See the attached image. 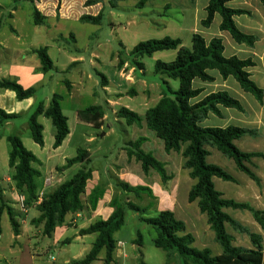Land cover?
I'll return each mask as SVG.
<instances>
[{"label": "rangeland", "instance_id": "374dc122", "mask_svg": "<svg viewBox=\"0 0 264 264\" xmlns=\"http://www.w3.org/2000/svg\"><path fill=\"white\" fill-rule=\"evenodd\" d=\"M184 1L126 0L117 2V7L113 9L109 5V0H35L34 3L0 0V27L2 28L0 30V80H17L22 86L34 87L37 91L31 103L28 100L18 102L16 99L14 101L0 99V105L5 103L7 108L13 107L12 113L18 115V118L6 122L4 127L0 128L1 183L5 184L4 180L13 177L15 173L9 166L11 145L7 138L12 135L18 136L26 149L39 159L38 163L33 164V167L41 173L37 178L39 191L44 189V181L52 177V184L46 189V195L57 190L85 168L91 169L95 174V179L89 186L91 188L101 178H108V171L111 168L116 169L117 165L124 164L127 158L125 145L130 140L134 141L142 137L139 132L141 127L129 126L125 119L117 118L116 113L109 108L106 104L108 96L102 86L100 74L108 78L111 91L120 89L124 92L121 99L117 100L116 111L125 107L142 117L159 101L156 86L159 85L161 90L168 92V86L164 83L167 81L172 91H178L179 81L157 75L155 72L158 60L171 62L176 58L177 51L160 52L152 57L146 56L139 59L138 61L144 65V72L134 65L136 58L131 55V52L142 41L161 39L166 36L180 37L184 45L190 47L189 33L184 28L187 24L182 11ZM200 2L203 3L204 0ZM35 6L45 18L42 26L34 24L33 8ZM99 14L104 16L101 25L79 21L82 16H98ZM167 25L169 26L166 28ZM212 30L217 31L216 23ZM71 34L75 40L70 38ZM40 47H48L55 69L47 74L38 70L37 72L40 73L30 77L27 69L40 66L38 56L33 53L34 49ZM121 60L128 63L125 70L126 78L131 75L135 83L122 78L119 68ZM133 67L136 69L134 74L131 73ZM213 73L218 74L217 71ZM65 80L71 82L73 86L71 92L68 91ZM235 82L237 83L236 80ZM143 83L148 84L150 90L144 88ZM133 91L137 92V95H131ZM54 94L63 97L61 105L71 131V136L58 149H54L55 129L51 120L45 117L39 118V122L44 126L43 147L33 141L29 127L30 117L36 106L41 102L49 106ZM246 94L253 98L251 94ZM93 105H102L106 110L107 120L103 128H97L80 118L79 112ZM255 141L254 138L244 137L237 143L241 150L251 151L254 149ZM245 143H249V149L244 148ZM153 148L156 150L158 148L155 142ZM79 150L90 153V163L76 164L61 171L68 160L78 156ZM215 152L209 159L210 163L223 167L237 179H248L237 169L233 160L223 156L217 150ZM169 159L171 169L180 168L179 155L174 154ZM215 183L216 188L227 198L243 201L237 197V192L243 188V185L239 187L221 179H215ZM7 184L10 185L9 182ZM151 185L157 189L154 182ZM8 186L6 192L10 198L9 202L15 206L18 215L24 220L25 228L26 230L28 228L32 239L29 241L27 235H24L21 240V244L24 245L15 247L13 252L15 237L9 217L5 214L2 218L0 264L5 262L3 259L19 262L21 252L26 247L39 253L36 256L37 264H65L66 260L72 261L73 255L82 253L85 257L89 253L81 252V250L84 247L89 248L90 243H93L92 239H87L84 243L73 241L70 244L55 245L53 239L45 237L42 228L33 224V219L39 216L37 208H30L27 214L21 213L17 206V196L10 195V192L12 194L14 192L12 187ZM187 197L186 195V201L180 199V205L186 204ZM121 200L126 201L123 196ZM133 201L143 208L151 205L145 217L154 218L159 214L156 211L158 207L156 199L143 195L142 200L133 196ZM195 206L200 212L198 206ZM191 207L195 208L194 205ZM178 212L175 213L176 217L184 221L188 230H191L189 220L182 218ZM229 213L239 222L245 221L244 217L249 214V212L233 209L229 210ZM204 217L207 218L205 215ZM246 225L252 231V226ZM209 232V234L204 233L202 238L197 236L194 247L201 249L202 244L206 243L213 252L217 249L221 250L213 231L210 229ZM156 237L153 226L142 222L137 213L126 210L125 225L115 235L118 244L123 243V246H118L117 249L120 250L115 253L117 259L112 264H167L169 253L155 246ZM234 239H236L235 236ZM104 258L105 251H102L95 264H104ZM174 259L181 261L179 257L173 258V261Z\"/></svg>", "mask_w": 264, "mask_h": 264}, {"label": "trees", "instance_id": "16d2710c", "mask_svg": "<svg viewBox=\"0 0 264 264\" xmlns=\"http://www.w3.org/2000/svg\"><path fill=\"white\" fill-rule=\"evenodd\" d=\"M13 1L35 2V0ZM119 1L126 0H109L110 7L115 9L117 7L116 3ZM227 2L228 0H210L207 7L208 16L202 22L203 26L210 27L215 15L219 14L222 17L220 26L222 31L229 32L237 43L253 47L257 38L241 32L234 21L235 16L249 14V12L231 9L227 6ZM261 2L264 4V0H261ZM33 17L35 26L44 24L45 18L36 6L33 8ZM103 18V14L98 16L85 15L79 21L101 25ZM70 38L75 40L73 34L70 35ZM224 49L221 39H213L207 42L201 35L194 34L191 47L183 46V41L180 38L166 36L161 39L142 41L131 52V55L136 58L134 65L138 67V70L144 72V65L138 61L139 59L146 56L152 57L159 52L177 51L176 58L171 62L158 60L155 72L157 75L179 81V90L172 91L169 83L164 81L165 85L168 86V92L163 91L158 103L147 110L146 125L150 131L156 134L158 139L164 142V149L167 154L175 152L181 154L184 158V169L189 170L190 177L196 180V184L189 194V202H199L200 211L207 215L211 229L215 233L216 241L222 247V255L213 256L209 249L198 250L193 247L195 238L187 232L186 224L178 220L172 211H161L156 217L148 218L145 217V214L151 208V205L143 208L126 200L124 196L126 201L123 202L121 200L122 195H116L111 202V207L114 209L112 215L106 221L98 220L88 228L80 231L81 236L96 234L97 239L91 251L82 260L75 261L76 264L96 262L102 251H105L104 264H112L115 261L118 242L115 240L114 235L125 225L126 210L137 213L142 222L153 226L157 234L154 242L155 246L169 253V261L172 260V256L176 255L181 259L182 264H262L264 257L262 236L251 233L248 228L225 213L224 209L233 208L251 212L263 231L264 211L256 210L249 204L237 203L223 198V194L215 189L213 178L217 177L229 182H235L236 180L221 167L207 162V158L210 156L207 149L209 146L233 160L240 171L260 185V179L249 165H253V158H264V155L243 152L235 145V141L244 137H261V131L236 126L226 128L201 126V123L210 114L221 116L220 106L235 109L241 113L245 112L241 102L230 96L228 92L212 93L196 104L191 103L193 99L199 97L202 93V90L194 88V81L199 79L203 82H213L214 77L210 75V71H218L225 80L233 77L244 92L251 94L260 105H264V90L257 86L248 72V69L254 67L255 63L251 59L226 58ZM33 53L40 60V72L47 74L55 69L48 47L36 48ZM123 65L124 62L121 60L119 67ZM100 75L102 85L106 86L107 77L103 74ZM64 83L68 91L71 92L73 88L71 82L65 80ZM0 89L14 92L18 102L29 100L37 94L34 87L26 88L17 80L12 79L0 80ZM131 95L135 96L137 93L133 91ZM62 101L63 97L61 95L54 94L48 108L41 102L34 109L30 117L29 127L33 141L39 146H44V126L39 122V118L42 116L51 120L55 129L54 149L60 148L70 135L68 118L63 113ZM79 115L84 122L100 128L106 110L102 105H93L80 111ZM117 117L125 119L129 126H142L141 116L128 108H121L117 112ZM16 118H18L17 114H8L0 108V128L4 127L6 122ZM7 140L11 145L9 166L15 171L13 175L15 187L19 194L26 197V204L32 207L38 198L37 178L41 175L33 167V164L38 163L39 159L26 149L18 136H9ZM146 141L147 139L144 137L128 141L124 148L127 157L129 161L135 159L136 162L140 163L146 175L151 170L157 172L164 187H167L174 176L168 174L164 162L157 159L153 153L144 150L143 146ZM78 153L77 157L67 161L61 171H65L76 164L90 163L89 152L79 150ZM92 177V170L85 168L79 171L71 180L62 184L57 190L48 193L44 197L41 205L37 207L39 216L33 219V224L42 228L45 237L53 239L56 229L65 224L66 217L69 214L84 210L83 196L86 193L88 181ZM116 187L122 194L133 195L138 200H142L143 195L155 199L153 190L150 187L131 186L121 180L116 181ZM104 193L105 190L102 187H98L92 192L90 203L94 209ZM5 213L9 217L14 234L19 236L21 224L17 219L18 211L5 202L0 206V234L2 233L1 221ZM226 224H229L237 232L248 235L254 248L248 250L235 247L232 243L233 237L226 230Z\"/></svg>", "mask_w": 264, "mask_h": 264}, {"label": "crops", "instance_id": "0c3cea01", "mask_svg": "<svg viewBox=\"0 0 264 264\" xmlns=\"http://www.w3.org/2000/svg\"><path fill=\"white\" fill-rule=\"evenodd\" d=\"M209 1L210 0H204L203 3H201L200 0H185L184 1V6H183L182 11L184 12L185 21L187 23L184 28L189 33L188 38H190L189 40L191 41V45H192V37L194 34L201 35L207 42H210L213 39H221L224 44V48H225L224 56L226 58L237 57L241 60L251 59L255 63V66L249 68L248 72L251 74V79L257 84V86L261 88L262 90H264V4L261 2V0H228L227 2V6L231 9L244 10V11L249 12V14H243V15H238L234 17V21L238 29L241 32L247 35L255 36L257 38L255 45L253 47H249L245 44L237 43L233 39L232 36H229L231 35L229 32L221 30L220 26L222 23V17L219 14L215 15L213 23L210 27L207 28L203 26L202 22L206 20L208 16L207 7L209 5ZM215 23L217 25V31L212 30V27L215 25ZM168 26L169 25H167L166 28ZM177 38H180V37H177ZM183 46H185L184 41H183ZM127 67H128V63L126 62L124 63L122 67H119L120 74L122 78L128 79L130 83H135L136 81L131 77V75L126 78L125 70ZM40 68H41V64L35 69H27L28 70L27 74H29L30 77L36 76L37 73H40V72H37ZM135 72H136V69L133 67L131 69V73L134 74ZM210 75L214 77L213 82H203L199 79H196L194 81L193 83L194 88L202 90V93L199 97L193 99L191 103L196 104L202 101L205 97H207L208 95L212 93L224 91V92H228L230 96L240 101L245 112L241 113L235 109H229V108H224L220 106L219 108L221 110V116L210 114L208 118L205 119L201 123V126L202 127H218V128L236 126V127L245 128V129L260 130L262 135L261 137L254 138L256 141L253 144L254 149H251V151H243L238 147L237 142L241 141L243 138L240 140H236L235 145L243 152L261 153L264 155V105L263 106L260 105L254 97L252 98L251 96L246 94V92H244L241 89L240 85L235 82L233 77H230L227 80H225L222 78L219 72L218 74H214L213 71H210ZM143 85H144V88H146L147 90H150L149 89L150 87L148 86V84L143 83ZM156 87L159 92L158 100H160L163 90L160 89L159 85ZM103 88L108 96L106 104L117 115V112H118L116 111V107L118 105L117 100L121 99V97L124 95V92L120 89L111 91L110 82L108 78H107V85L103 86ZM0 99L3 101L6 99H8L9 101H14L16 99V94L9 90L0 89ZM32 100H33L32 98L29 99L28 100L29 103H31ZM45 107L48 108L49 106L45 105ZM0 108L5 110L8 114H12V112L14 111L13 107L7 108L5 103H2L0 105ZM141 118L143 122H142V126L139 132H141L142 137L147 139L146 143L143 146L144 150L147 152L153 153L159 158L160 161L166 164V169H167L168 174L174 176L173 180L168 184L167 187H164L162 180L157 172H155L154 170H151L149 174L146 175L142 170L141 164L136 162L135 159L129 161L128 157L126 158L124 164L117 165L116 169L111 168L110 171H108V175H109L108 178L106 179L101 178L99 182L94 183L92 187L89 188L90 183L93 182L95 179V174L93 173V177L90 181H88V184L86 187V193L83 196L84 210L78 213L69 214L66 217L65 224L56 229L54 233V237H53V241L55 245H59L60 243L70 244L73 241L84 243V241H86L87 239H92L93 243H90V247L82 248L81 252L91 251L92 245L97 239V235L93 234V235L81 236L80 231L88 228L90 225H92L94 222L98 220L106 221L112 215L114 211V209L111 207V202L116 195H122L126 198V200L135 203L133 201V195H124L116 187L117 180H121L123 182L129 183L131 186L150 187L153 190L156 201H158V207L156 211L158 212L172 211L174 214L179 211L178 213L180 214L182 218H187L191 224V230H188L187 228V232L192 234L193 237L195 238L193 247L197 243V239H198L197 236L202 238L204 233L205 234L206 232H208V234L210 233L209 230L211 229V226L208 222V217L206 214H203L200 211L199 202L198 201H195L193 203L189 202V194H190L192 187L196 184V180H193L190 177L189 170L184 169V162H185L184 158L182 157L181 154L175 153V152L167 154L164 149V142L162 140L161 142L160 139L158 140L156 134L147 129L146 114L144 117L141 116ZM106 120H107V114L102 120V126L100 128H103ZM132 126H137V125H132ZM70 136H71V133L68 137ZM154 142L158 146L157 150L153 148ZM243 146L246 149L250 148L249 143H245ZM207 149L210 152V156L207 158V162L209 164H212L209 162V159L214 156V154L216 153L215 150L217 149L209 147V146L207 147ZM174 154L180 156L181 166L179 169L177 168L171 169V163H170L169 157ZM252 162H253V165H249V167L255 173V175L260 179V185H258L254 180H252L245 173L244 174L248 177V179H245V178L237 179L235 176L229 173L236 181L235 182L225 181L229 183H234L239 187L243 185V188H241L237 192V197L241 198L243 201H235L233 199H229L225 196V194L222 191H219L216 188L215 179H220V178L214 177L213 183H214L215 189L218 192L223 194V198L228 199V200H233L237 203L249 204L256 210L264 211V158L256 157V158H253ZM221 168L224 169L223 167ZM237 169L239 170L238 167ZM8 182L10 183L9 186L7 184ZM152 182L155 183L157 187V189L155 188L156 190L151 185ZM4 183L5 184H2L0 180V206L3 202H5L8 205L12 206L17 211L15 206L9 202L10 198L9 196H7V192H6V187L8 186V187H12V191L14 192L13 194L10 192V195L12 197L14 195L17 196L19 194L18 190L15 187L13 177L5 179ZM98 187L104 188L105 193H104V196L98 201V204L96 208L94 209L90 203V196L92 192ZM186 195L188 196L187 197L188 201L186 202V204L183 203V205H180V199L182 198L184 201H186ZM192 205H194L195 207L194 209L191 207ZM195 205L198 206L200 212H198ZM231 209L233 208H226L224 209V212L227 213L236 222L248 228L251 233L262 236L263 238L262 245H263V253H264V231L262 227L260 226V224L254 219L252 213L247 210H240L244 212H249V214H247L244 217L245 221L239 222L238 220H236L230 215L229 210ZM233 210H239V209H233ZM204 215L207 218H205ZM17 219L19 223L21 224V233L19 236H16L12 230L13 236L15 237V242L13 243V246H14L13 252H15L14 250L15 247H19V246L22 247L24 245V244L23 245L21 244V240L24 235H27L29 241H31L32 239V237L29 236L28 228L27 230L25 228L26 225H24L25 224L24 220H22L19 215ZM246 224H249L250 226H252L253 228L252 231L249 227H247ZM1 227H2V221H1ZM226 230L233 237L232 243L235 247L245 246L242 248H245L248 250H251L254 248L248 235L237 232L229 224H226ZM70 233H72V235H70ZM2 234L3 232L0 234V238L2 237ZM115 235H114V238H115ZM214 236H215V233H214ZM234 236L236 237V239H234ZM215 240H216V236H215ZM204 249H209L206 243H203L201 249H198V250H204ZM119 250L120 249H117L116 253ZM211 252L213 256H220L222 255L223 250L221 247V250L217 249L215 252L211 250ZM38 254L39 253H35V251H32L31 248L26 247L25 250L21 252V257H20L19 262H14L13 260L9 261L7 259H3L5 261L3 264H37L36 256H38ZM1 256L2 255H0V258H2ZM83 258L85 257H83L82 253L73 255L71 259L72 261L66 260L65 264H76L75 261L82 260ZM115 258L117 259L116 255H115ZM173 258L177 259L178 256L176 255L172 256V260L170 261L168 260L167 264H182V262L179 260L174 259L175 261H173ZM96 262L92 264H95ZM262 264H264V257H263Z\"/></svg>", "mask_w": 264, "mask_h": 264}, {"label": "built area", "instance_id": "2783aa9c", "mask_svg": "<svg viewBox=\"0 0 264 264\" xmlns=\"http://www.w3.org/2000/svg\"><path fill=\"white\" fill-rule=\"evenodd\" d=\"M52 184V177L48 178L44 182V189L39 191L37 200L33 203L32 207L37 208L43 202L44 197L46 196V189L49 188ZM17 206L21 213L27 214L30 208L26 204V197L23 194L17 195ZM118 246H123V243H119Z\"/></svg>", "mask_w": 264, "mask_h": 264}]
</instances>
